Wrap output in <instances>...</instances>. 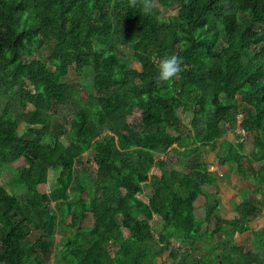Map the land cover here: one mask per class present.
<instances>
[{
  "label": "trees",
  "instance_id": "obj_1",
  "mask_svg": "<svg viewBox=\"0 0 264 264\" xmlns=\"http://www.w3.org/2000/svg\"><path fill=\"white\" fill-rule=\"evenodd\" d=\"M45 47L49 63L35 57ZM171 54L183 71L157 85ZM72 66L90 90L65 80ZM136 111L140 122L128 121ZM179 113L194 115L190 128ZM222 140L221 166L264 186V165L253 167L264 163V0H159L151 15L129 0H0V264H157L166 253L171 264H264V229L253 231L257 251L234 244L263 202L245 197L224 221L208 193L221 179L204 150L216 153ZM19 160L14 191L2 172ZM61 225L73 235L58 254ZM201 245L206 254L195 258Z\"/></svg>",
  "mask_w": 264,
  "mask_h": 264
},
{
  "label": "rangeland",
  "instance_id": "obj_2",
  "mask_svg": "<svg viewBox=\"0 0 264 264\" xmlns=\"http://www.w3.org/2000/svg\"><path fill=\"white\" fill-rule=\"evenodd\" d=\"M177 15V10H173V11H163V17L165 18V20H169L170 18L174 17ZM120 51L122 52V54L124 55V57L128 60L131 61V68H133L134 70H137L139 72L142 71V67L140 64H138L137 62H135L133 60V57H132V54H133V51L131 49L130 46H121L120 48ZM49 54V49L47 47H45L42 52L40 54H35V57L38 58V59H42L43 61L49 63V61L46 59V56ZM65 80L67 82H71V83H74L76 85H78L80 88V90L82 92H86V90H90L91 89V85H90V82L88 83L87 81H84V82H81L79 81V77H77L76 75V72H75V66H72L71 69H70V72H69V75L67 77H65ZM89 80V79H87ZM80 85H79V84ZM30 109V108H29ZM181 119H182V123L187 126V127H191V123L194 119V115L192 113H179ZM140 116L141 114L139 112H135L134 113V116L133 117H129L128 121L130 122H134V123H139L140 122ZM228 140H232V136L229 137ZM252 140H253V136L250 137L249 141L246 143L245 145V149H244V152L245 154H250L251 151H252V147H253V143H252ZM223 140L219 142V145H218V150L216 153H213V151H211L209 148L208 149H205L204 150V159L209 167H212L214 170L215 168L217 167L218 169L217 172L218 174L220 173H224V175H230L231 174V177L229 179H226L225 178V183H219L222 188L223 186L226 184V185H229V186H232L234 185L233 183L235 182H238L239 180H241L242 178H239L237 179V176H235V172L237 171V167L236 166H228V167H222L221 164H220V160L218 158H220L221 154H222V151H220L221 149V146L223 144ZM93 153L90 151V152H87L84 157L85 159H88L90 157H92ZM173 157H174V160L173 162H176L177 159H179L178 156L174 155V154H171ZM170 155V156H171ZM163 158V157H161ZM191 160V158L189 159V161ZM24 164L23 160H19L18 162H16L12 167H7L3 170L2 174H3V177H2V180L1 182L5 185V187H8V189H12L15 191L16 187L14 186V178H15V175H16V168L22 166ZM264 163H258V164H254V169L256 171H260L261 168L263 167ZM179 169V168H178ZM182 171H185L187 172V169L185 168H182L181 169ZM58 172L59 170H56V169H53L50 171V175H49V188L45 185V186H42L41 187V190L43 192L47 191V188L49 190H51L55 184H56V180H57V177H58ZM249 184H252L253 187H258V184L256 183V181L254 179H252V181L248 182ZM18 190V196H23L25 194V189L23 187V185L20 186ZM257 190H262V192L258 193V195L260 196V201L263 202L264 204V186H260L259 188H257ZM211 192H214L215 191V187L212 186L210 188H208V193ZM220 192V190L218 191ZM243 192V194H250V190H243L241 191ZM151 189H146L145 190V193L143 195H141L140 197L145 201V202H148L150 196H151ZM204 198V197H203ZM201 199L200 202L198 203L201 204L203 203L204 201H206V199ZM241 201H242V197H241ZM205 208H202V210L200 212H197V216L198 217H205ZM263 212H264V208H263ZM66 223H70V217H66L65 219ZM153 225V233L156 237L159 236V234L162 232L163 230V222L158 218L156 217L154 222L152 223ZM84 226L86 227H89V226H92L93 225V217L92 216H89V218L87 219V221L83 224ZM62 226V225H61ZM250 226V225H249ZM212 228H214V226H211ZM63 229H60L56 235V247H57V253L59 254V251L61 250L62 248V242H63V238H65L66 236H69V235H73V231L72 230H69L68 228H65V226L63 227ZM208 228V227H206ZM204 228V230L206 229ZM258 232V231H256ZM123 235V238H128V232L127 231H123L122 233ZM250 238V239H249ZM35 239V238H34ZM224 239V238H222ZM239 245H242V247L247 250V251H257L258 250V243H257V240H255L254 236L251 235L250 233H248L244 240L242 239L239 243ZM198 248V247H197Z\"/></svg>",
  "mask_w": 264,
  "mask_h": 264
},
{
  "label": "crops",
  "instance_id": "obj_3",
  "mask_svg": "<svg viewBox=\"0 0 264 264\" xmlns=\"http://www.w3.org/2000/svg\"><path fill=\"white\" fill-rule=\"evenodd\" d=\"M226 168V167H225ZM217 167L215 168V170L210 167V171L215 173L217 176H219V178L221 179L218 182V187H215V191L211 192L209 194H215L217 196V198L220 200L221 202V212H220V217L222 220L224 221H233V219L237 218L238 213L236 212V207L237 205H239L241 202H243L245 197H249V198H254L256 200L260 199V196L258 195V193L262 192V190H257V188H259L261 185H258V187H253L252 184H249L248 182L252 181V180H248L243 178L242 176L239 175H235L237 176V179L242 178L241 180H239L238 182L233 183L234 185L229 186V185H224L223 188L222 186L219 184L221 183H225V178L229 179L231 177L230 175H224V173H220L218 174ZM262 187V186H261ZM250 190V194H243V190ZM220 190V192H218ZM241 197H242V201H241ZM203 197H200L199 200L195 203V216L197 219L199 220H204L205 217H198L197 216V212H200L202 210V208H205V203L206 201H204L203 203L199 204L200 200ZM205 199V198H203ZM260 201V200H259ZM206 210V209H205ZM206 212V211H205ZM206 215V213H205ZM249 231L243 235L241 234H236L234 236V244L235 245H239L238 243L244 238L245 236L250 233L251 235H253V231H261L264 229V212L263 210L261 211V213L255 217L252 222L249 224ZM206 228V227H205ZM214 228H212L211 226L208 227V230L212 231ZM224 237H218L216 239V242H220L224 239H222ZM250 239V238H249ZM173 246L175 249L178 250H184L185 246L183 245V242L181 239H177L173 242ZM242 246V245H240ZM203 245L198 246V248L196 249V251L194 252V257L195 258H201L203 257L206 253L207 250H203ZM245 250V249H244ZM247 251V250H245ZM170 254L166 253L162 258H159L157 261V264H171L170 262Z\"/></svg>",
  "mask_w": 264,
  "mask_h": 264
},
{
  "label": "clouds",
  "instance_id": "obj_4",
  "mask_svg": "<svg viewBox=\"0 0 264 264\" xmlns=\"http://www.w3.org/2000/svg\"><path fill=\"white\" fill-rule=\"evenodd\" d=\"M131 7H139L146 14H153L159 7V0H129ZM159 21H163V16H157ZM182 68V60L175 54L167 55L162 58L158 65V74L155 77L157 85L170 84L179 78Z\"/></svg>",
  "mask_w": 264,
  "mask_h": 264
}]
</instances>
